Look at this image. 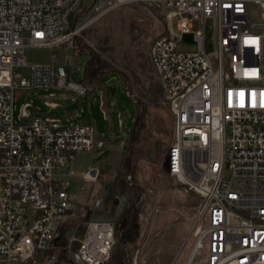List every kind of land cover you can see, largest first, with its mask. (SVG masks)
<instances>
[{
  "label": "built area",
  "instance_id": "obj_1",
  "mask_svg": "<svg viewBox=\"0 0 264 264\" xmlns=\"http://www.w3.org/2000/svg\"><path fill=\"white\" fill-rule=\"evenodd\" d=\"M89 1L88 10L101 13L141 0ZM152 1L166 8L172 25L175 20V28L151 47L173 115L166 169L200 201L187 264L201 250L205 264H264V0ZM81 2L0 0V264L52 263L42 257L72 209L69 182L58 176L78 151L102 144L89 123L64 125L59 118L41 117L14 123L16 89L58 85L80 96L93 89L88 82L68 81L69 70L56 54L51 64L29 65L25 56L29 47L56 50L74 35L68 15L83 10ZM207 19L214 29L210 53ZM188 32H194L197 49L179 51ZM99 175L100 168L91 165L82 179L94 183ZM116 243L114 222H90L74 258L109 264Z\"/></svg>",
  "mask_w": 264,
  "mask_h": 264
},
{
  "label": "rangeland",
  "instance_id": "obj_2",
  "mask_svg": "<svg viewBox=\"0 0 264 264\" xmlns=\"http://www.w3.org/2000/svg\"><path fill=\"white\" fill-rule=\"evenodd\" d=\"M90 6L89 0H82L83 10L69 13V24L76 25V33L60 47H29L25 56L29 65L51 64L56 54L58 63L69 70L68 81L84 83L85 77L90 86H96L95 95L90 101L88 93L80 96L58 85L48 89H16L14 123L27 124L29 117L21 116L23 105L29 104V111L33 107L45 109L44 96L54 92L57 97L53 100L60 107L53 116L68 124L72 112L67 106L76 99L77 119L93 124L98 138H124L125 150L100 167L96 182L79 178L70 182L72 209L63 219L60 241L44 253L41 261L52 258L51 264H86L76 261L74 253L89 223L112 221L117 243L109 264H187L195 246L192 232L200 201L195 194L176 185L167 173L166 153L172 139L173 115L164 102L162 83L151 62L154 41L175 28V20L172 25L166 8L152 0L108 6L101 13L88 10ZM198 26L194 21L193 30ZM177 49L194 52V32L183 33ZM205 49L209 53L214 50L211 19L205 25ZM95 71L99 74L96 78L103 76L94 85L91 77ZM22 73L29 75V68H23ZM106 83L103 98L100 86ZM62 94L69 98H59ZM103 101L108 115L103 113ZM98 151L97 146L92 151H78L75 169L83 171L100 161L102 157H94ZM231 173L227 168L225 175L229 178ZM194 264H205L204 250Z\"/></svg>",
  "mask_w": 264,
  "mask_h": 264
},
{
  "label": "crops",
  "instance_id": "obj_3",
  "mask_svg": "<svg viewBox=\"0 0 264 264\" xmlns=\"http://www.w3.org/2000/svg\"><path fill=\"white\" fill-rule=\"evenodd\" d=\"M80 68V67H79ZM81 69V68H80ZM71 70V69H70ZM73 71V70H71ZM84 72L83 68H82V71H80V73L82 74ZM86 82V81H85ZM105 86H100V89H101V93H106V90H104ZM46 89V88H45ZM97 88L96 86L93 87V89L89 92H91V94L88 92L89 94V97L88 99L91 101V96L92 94L95 95V92H96ZM102 95V94H101ZM56 94L54 92H50L49 94H46L44 96V107H33L32 110H28V107L30 106L29 104H25L23 105V107L21 108V116H28L29 117V121L30 122L34 117H41L43 119L45 118H59V117H56V116H53L54 114V110L59 108L60 107V104L53 100L54 98H56ZM59 98H63V99H68L69 97L65 94H62L61 96H58ZM102 97L104 98V95H102ZM95 100V98H94ZM74 102H72L71 104H69L67 106V108L73 104H75L77 106L76 109L72 110V111H69V112H72L69 116H68V120H69V123L66 124L64 123L62 120V123L64 125H72V124H75V123H87L85 121H81L79 119H77V113L75 112L78 108H79V104L77 103L76 99H73ZM27 105V113L26 115L23 114V108ZM103 113L107 111L104 109V106H105V101H103ZM108 115V114H106ZM60 119V118H59ZM124 121V120H123ZM135 121V120H134ZM91 124V123H89ZM124 122H123V125H122V130L124 131ZM96 130V129H95ZM125 134V132H124ZM96 140L97 142H101L102 144L101 145H96L98 148H99V151L94 155V157H97V158H100L102 157V159L100 161H98L97 163H91L88 168L93 165V166H98L99 168L102 167L105 163H107V161H109L114 155H118L119 153H123L125 148H124V138H119L117 136H113L111 139L109 140H103L101 138H98L96 136ZM122 144V145H121ZM76 160V159H75ZM87 168V169H88ZM86 169V170H87ZM86 170H83V171H77L75 169V163L73 162L68 168H66L65 172L61 173L59 176L61 175H67L63 178H60V179H63L67 182H69V185H70V182L74 179V178H79L81 181H83L82 179V172H85ZM68 190H69V187H68ZM70 193V192H69ZM72 202V201H71Z\"/></svg>",
  "mask_w": 264,
  "mask_h": 264
},
{
  "label": "trees",
  "instance_id": "obj_4",
  "mask_svg": "<svg viewBox=\"0 0 264 264\" xmlns=\"http://www.w3.org/2000/svg\"><path fill=\"white\" fill-rule=\"evenodd\" d=\"M98 75H99V74H98V71H95V72L93 73L92 77H91L92 82H93L94 85H95L96 81L99 80V79H101L102 76H103V75H101L100 77L96 78ZM82 80H83V82H85V81H86V78L83 77ZM61 227H62V225L60 226V229H59V232H58V234H57V236H56V239H55L54 245L57 244L58 241H60V236H59V235H60V233H61ZM119 243H120V242H119Z\"/></svg>",
  "mask_w": 264,
  "mask_h": 264
},
{
  "label": "water",
  "instance_id": "obj_5",
  "mask_svg": "<svg viewBox=\"0 0 264 264\" xmlns=\"http://www.w3.org/2000/svg\"><path fill=\"white\" fill-rule=\"evenodd\" d=\"M113 92L115 91V89L114 88H110ZM77 108V106L75 105V104H73V105H71V106H69L68 108H67V110L68 111H72V110H74V109H76ZM27 105L23 108V114L24 115H26V113H27Z\"/></svg>",
  "mask_w": 264,
  "mask_h": 264
},
{
  "label": "bare ground",
  "instance_id": "obj_6",
  "mask_svg": "<svg viewBox=\"0 0 264 264\" xmlns=\"http://www.w3.org/2000/svg\"><path fill=\"white\" fill-rule=\"evenodd\" d=\"M193 253V252H192ZM192 255V254H191Z\"/></svg>",
  "mask_w": 264,
  "mask_h": 264
}]
</instances>
